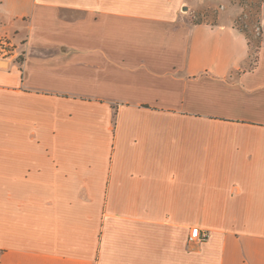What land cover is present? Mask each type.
I'll return each instance as SVG.
<instances>
[{
    "label": "crops",
    "instance_id": "crops-1",
    "mask_svg": "<svg viewBox=\"0 0 264 264\" xmlns=\"http://www.w3.org/2000/svg\"><path fill=\"white\" fill-rule=\"evenodd\" d=\"M193 1L0 0V264H264V0Z\"/></svg>",
    "mask_w": 264,
    "mask_h": 264
},
{
    "label": "rangeland",
    "instance_id": "rangeland-1",
    "mask_svg": "<svg viewBox=\"0 0 264 264\" xmlns=\"http://www.w3.org/2000/svg\"><path fill=\"white\" fill-rule=\"evenodd\" d=\"M258 2L259 0H229L230 5H237L242 9L239 11L235 26L247 34L253 49L257 45L260 36L259 24L257 23ZM191 11H193V22L212 23L216 19L218 12L222 10L215 5H211L207 9H199L197 0H195L191 3ZM21 31H23L22 26L10 34L6 25L0 24V59L23 60L21 49L24 41L22 40Z\"/></svg>",
    "mask_w": 264,
    "mask_h": 264
},
{
    "label": "built area",
    "instance_id": "built-area-1",
    "mask_svg": "<svg viewBox=\"0 0 264 264\" xmlns=\"http://www.w3.org/2000/svg\"><path fill=\"white\" fill-rule=\"evenodd\" d=\"M209 237V233L205 231H196L189 234L187 243L189 245H199L205 242Z\"/></svg>",
    "mask_w": 264,
    "mask_h": 264
},
{
    "label": "trees",
    "instance_id": "trees-1",
    "mask_svg": "<svg viewBox=\"0 0 264 264\" xmlns=\"http://www.w3.org/2000/svg\"><path fill=\"white\" fill-rule=\"evenodd\" d=\"M262 1H263V0H259V2H258V6H257V15H258L259 7H260V4H261ZM259 30H260V29H259Z\"/></svg>",
    "mask_w": 264,
    "mask_h": 264
},
{
    "label": "water",
    "instance_id": "water-1",
    "mask_svg": "<svg viewBox=\"0 0 264 264\" xmlns=\"http://www.w3.org/2000/svg\"><path fill=\"white\" fill-rule=\"evenodd\" d=\"M0 64H3V62H0Z\"/></svg>",
    "mask_w": 264,
    "mask_h": 264
}]
</instances>
